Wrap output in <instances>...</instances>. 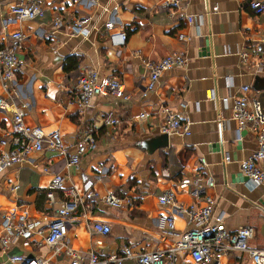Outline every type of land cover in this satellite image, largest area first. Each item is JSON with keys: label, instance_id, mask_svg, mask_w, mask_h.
Masks as SVG:
<instances>
[{"label": "crops", "instance_id": "obj_1", "mask_svg": "<svg viewBox=\"0 0 264 264\" xmlns=\"http://www.w3.org/2000/svg\"><path fill=\"white\" fill-rule=\"evenodd\" d=\"M160 1L41 0L42 17L18 22L8 13L15 0H0V45L14 30L25 36L18 53L21 66L11 83L13 97L24 106L25 124L37 125L44 132L58 130L70 151L83 135H92L96 141L95 149L81 156L77 168L45 148L5 169L0 174V235L5 233L4 214H24L37 219L40 228L46 227L61 200L54 191L55 203L50 206L46 190L53 174L59 173L66 177V186L79 191L82 175L93 179L92 189L98 194L90 213L78 207L66 221L65 239L74 251L118 255L122 246L133 252L166 248L191 225L176 214L175 230H167L164 217L169 208L159 204L157 196L171 189L179 203L188 205L194 201L190 195L194 182L199 178L204 185V179L210 178L213 185L206 188V194L215 199L213 215H222L228 232L252 227L249 246L264 248V187L252 188L239 171V163L256 143L229 119V109H220L222 99L227 98L230 105L242 85H248L251 95L264 105V73L254 72L255 57L246 64L239 58L241 50L263 38L264 15L251 11L250 0H188L182 11L169 16L159 9ZM205 5L208 14L200 19ZM185 14L195 15V20L187 22ZM55 15L62 25L51 32ZM83 16L90 18L88 37L69 34L65 26ZM108 21L112 26L104 28ZM122 32L126 38L118 44ZM172 52L185 56V66L165 71L156 87L142 97L147 79L143 62ZM69 56H76L78 63L67 72L63 65ZM91 69L101 77L120 78L130 99L97 95L89 107L79 108L74 101L76 78ZM211 90L214 99L209 98ZM0 95H4L1 88ZM162 105L189 118V135L164 137L159 132ZM107 113L116 119L115 125L103 124ZM141 113L143 119L138 117ZM11 128L10 111L0 110V138ZM8 149L0 146V151ZM225 154L228 161L223 160ZM183 179L188 180L185 185L180 184ZM13 185L18 186L16 190H11ZM108 192L122 200L119 206L102 200ZM96 220L109 224L108 234L90 229ZM37 238L13 239L5 252L0 249V264H21L9 259L13 255L67 264L64 250L37 245ZM180 257L177 264H185L187 254ZM121 264H133V260ZM221 264L250 263L245 254L233 252L224 255Z\"/></svg>", "mask_w": 264, "mask_h": 264}, {"label": "built area", "instance_id": "obj_2", "mask_svg": "<svg viewBox=\"0 0 264 264\" xmlns=\"http://www.w3.org/2000/svg\"><path fill=\"white\" fill-rule=\"evenodd\" d=\"M188 0H161L159 9L167 11L172 16L178 11H182ZM206 2V0H204ZM249 8L254 14L264 15V0H250ZM13 21L24 22L42 17L44 10L41 0H15L8 11ZM208 14L205 5L203 12L198 15L202 18ZM185 20L192 23L195 15L185 14ZM90 18L87 16L73 20L65 27L71 35H80L83 38L89 35ZM4 23V22H3ZM4 25V24H3ZM62 25L61 18L55 15L52 18V31L55 32ZM112 22H105L103 27L110 28ZM24 34L20 30H14L8 36L6 43L0 45V88L4 95H0V110L10 111L12 128L5 131L0 138V146L9 148L0 151V174L7 168L20 164L29 159L31 154L40 152L47 148L58 153L65 160L67 166L77 168L80 158L88 151L96 147L95 138L92 135L81 136L75 144L74 150L70 151L58 130L44 132L37 125H27L24 122V106L13 97L11 83L16 72L21 66L18 57L19 50L24 42ZM126 38L124 32L118 35V44H122ZM264 35L261 40L248 46L239 52L242 64H246L250 57H255L253 63L255 73H264ZM186 58L181 52H172L159 60H147L143 62L147 70L145 88L141 94L145 97L152 91L160 76L167 70L174 67H182L186 64ZM76 93L74 101L79 108H87L94 96L111 95L114 98L128 100L130 94L125 91L123 82L118 77L99 76L96 70H87L76 78ZM209 98L214 99L213 90L209 93ZM221 110H230L229 119L234 120L237 129L246 130L254 138L256 148L250 155L239 163V171L245 177L248 184L255 188L264 187V105L251 95L248 85H242L232 96L230 105L227 98L222 99ZM162 121L159 125V132L165 135L190 134V120L187 117L178 116L169 106L160 107ZM220 111V110H219ZM139 119L145 117L144 113L139 114ZM219 121L226 122L219 118ZM102 122L105 125H115L116 119L111 113H107ZM224 161H228L225 154ZM98 170H102L98 167ZM43 171H48L43 168ZM82 190H77L74 186H66V177L59 173H54L48 189L46 190L47 203L52 206L55 203L54 191L61 195L60 205L54 209V217L51 218L45 228L39 227L37 219H28L24 214H4L1 226L5 231L0 235V249L5 252L10 243L15 238L29 240L33 235L37 245H44L50 250L59 252L64 250L67 257V264H121L124 260H133V264H177L178 258L184 252L187 254L185 264H221V258L233 252L243 253L247 256L250 264H264V248H254L248 242L253 236V229L250 226H240L233 232H228L223 224L222 215H213L212 207L215 199L206 194V188L213 185L210 178H205V184L200 183V179L194 182V187L190 191L193 202L188 205L179 203L174 191L163 190L157 200L162 206L169 208V213L164 217L166 228L169 231L175 230L174 215H183L190 228L180 232L176 240L166 248H152L133 252L130 247L122 246L120 254L110 255L88 251L84 254L77 253L65 239L67 227L66 221L78 207L88 214L93 208V201L98 198L97 192L92 189L93 179L82 175ZM100 180L99 176H96ZM95 181V180H94ZM187 179L180 180L181 185H185ZM17 185L11 186V190H16ZM202 199L203 204L198 200ZM102 200L111 206H119L121 199L111 192L106 193ZM90 229L98 234L106 235L110 231V226L105 221H92ZM12 262L21 264H48L47 260L27 259L24 255H13L9 258Z\"/></svg>", "mask_w": 264, "mask_h": 264}, {"label": "trees", "instance_id": "obj_3", "mask_svg": "<svg viewBox=\"0 0 264 264\" xmlns=\"http://www.w3.org/2000/svg\"><path fill=\"white\" fill-rule=\"evenodd\" d=\"M77 63H78V59L76 56H69L67 57L66 62L63 65V70L69 72L76 68Z\"/></svg>", "mask_w": 264, "mask_h": 264}, {"label": "water", "instance_id": "obj_4", "mask_svg": "<svg viewBox=\"0 0 264 264\" xmlns=\"http://www.w3.org/2000/svg\"><path fill=\"white\" fill-rule=\"evenodd\" d=\"M164 137H166V135L164 134Z\"/></svg>", "mask_w": 264, "mask_h": 264}]
</instances>
